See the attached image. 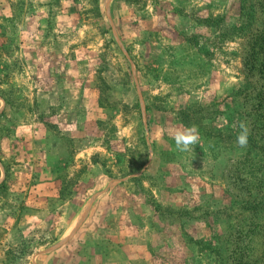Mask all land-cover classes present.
Instances as JSON below:
<instances>
[{"label": "rangeland", "instance_id": "374dc122", "mask_svg": "<svg viewBox=\"0 0 264 264\" xmlns=\"http://www.w3.org/2000/svg\"><path fill=\"white\" fill-rule=\"evenodd\" d=\"M19 205L45 214L15 232ZM0 242L6 264H264V0H0Z\"/></svg>", "mask_w": 264, "mask_h": 264}, {"label": "crops", "instance_id": "0c3cea01", "mask_svg": "<svg viewBox=\"0 0 264 264\" xmlns=\"http://www.w3.org/2000/svg\"><path fill=\"white\" fill-rule=\"evenodd\" d=\"M61 146H63V145H61ZM60 153L61 154H59V155H61L64 158L63 160H65V158L69 154V152L68 151L66 152V150L63 147H62ZM51 181H52V178H48L45 182L43 181L44 184H42L40 186H44L45 190L52 188V187H54V189L55 188L57 189V187L63 183L62 178L60 179L59 177L56 178L55 181H53V182H51ZM55 191H56L55 196H58V190H55ZM45 192L46 191H44L41 194L40 192H36L32 189V190L24 193V195H25L24 199H26V197L28 196L29 199H33V200L39 199L41 201H44L47 196H50L49 194H45ZM52 193H53V191L51 192V194ZM8 212L10 213V216L13 217V221H14L13 225L15 226V232H18V228L22 229L23 226L26 224L27 220H28L27 223H30V221L32 220V219L28 218L29 215L41 217V215L45 214V209L35 207V206L32 208V207H27L26 205H23V206L19 205L17 212H16V210H12V209H9ZM20 213H21L22 217L24 215H26V217L25 216L23 217V220H22V218H20ZM36 221H39L38 223H45V221H41V219H37ZM39 227H41V226H39ZM5 244H6V242H0V264H6L8 261L7 251H6V248H4L6 246ZM16 244H15V246H16Z\"/></svg>", "mask_w": 264, "mask_h": 264}, {"label": "clouds", "instance_id": "9594fccd", "mask_svg": "<svg viewBox=\"0 0 264 264\" xmlns=\"http://www.w3.org/2000/svg\"><path fill=\"white\" fill-rule=\"evenodd\" d=\"M232 127L238 129L236 134V143L240 148H245L248 144L250 128L246 121L238 120L233 123ZM176 150L179 152H187L192 150V146L196 145L200 140L199 129L196 125L178 127L174 134Z\"/></svg>", "mask_w": 264, "mask_h": 264}]
</instances>
